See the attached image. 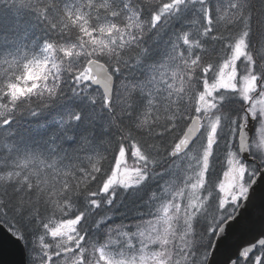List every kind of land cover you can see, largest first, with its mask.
<instances>
[{"label": "snow or ice", "instance_id": "snow-or-ice-1", "mask_svg": "<svg viewBox=\"0 0 264 264\" xmlns=\"http://www.w3.org/2000/svg\"><path fill=\"white\" fill-rule=\"evenodd\" d=\"M0 6V264H264V0Z\"/></svg>", "mask_w": 264, "mask_h": 264}, {"label": "trees", "instance_id": "trees-1", "mask_svg": "<svg viewBox=\"0 0 264 264\" xmlns=\"http://www.w3.org/2000/svg\"><path fill=\"white\" fill-rule=\"evenodd\" d=\"M17 19V13L15 12L14 9L7 7V6H0V31L2 30H8L15 22ZM111 159V157H109ZM127 162L129 164H132V160L127 158ZM227 169L226 161L224 162V167L223 169L220 168L219 165H217L216 171L220 173L219 180L217 181V191H218V183L221 181L223 175L222 172Z\"/></svg>", "mask_w": 264, "mask_h": 264}, {"label": "clouds", "instance_id": "clouds-1", "mask_svg": "<svg viewBox=\"0 0 264 264\" xmlns=\"http://www.w3.org/2000/svg\"><path fill=\"white\" fill-rule=\"evenodd\" d=\"M41 71H42V69H36V70H32V71H30V72L28 73L26 79H27V80L38 79V77H39ZM34 86H35V85H33V87H34ZM30 90H31V89L28 88L27 86H25V87L22 88V87H19V86L15 85V84L13 85V88H12V91H13L14 93H21V92H24V91H30Z\"/></svg>", "mask_w": 264, "mask_h": 264}, {"label": "rangeland", "instance_id": "rangeland-1", "mask_svg": "<svg viewBox=\"0 0 264 264\" xmlns=\"http://www.w3.org/2000/svg\"><path fill=\"white\" fill-rule=\"evenodd\" d=\"M225 171H227V169ZM223 180H224V178L222 177V179H221V181L219 183L223 182ZM219 183H218V189H219ZM221 196H223L222 193H221Z\"/></svg>", "mask_w": 264, "mask_h": 264}, {"label": "water", "instance_id": "water-1", "mask_svg": "<svg viewBox=\"0 0 264 264\" xmlns=\"http://www.w3.org/2000/svg\"><path fill=\"white\" fill-rule=\"evenodd\" d=\"M17 258H19V257H17Z\"/></svg>", "mask_w": 264, "mask_h": 264}]
</instances>
